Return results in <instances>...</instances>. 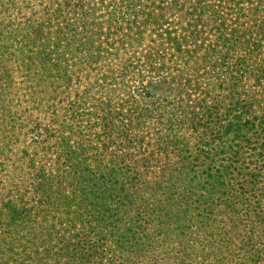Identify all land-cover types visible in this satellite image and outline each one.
<instances>
[{
  "label": "trees",
  "instance_id": "obj_1",
  "mask_svg": "<svg viewBox=\"0 0 264 264\" xmlns=\"http://www.w3.org/2000/svg\"><path fill=\"white\" fill-rule=\"evenodd\" d=\"M45 9L27 24L0 15V122L14 62L65 75L91 39L83 0ZM187 30L196 81L163 78L150 115L104 122V154L66 129L51 164L30 163L36 196L0 205V264H264V60L231 62Z\"/></svg>",
  "mask_w": 264,
  "mask_h": 264
},
{
  "label": "rangeland",
  "instance_id": "obj_2",
  "mask_svg": "<svg viewBox=\"0 0 264 264\" xmlns=\"http://www.w3.org/2000/svg\"><path fill=\"white\" fill-rule=\"evenodd\" d=\"M53 1L4 0L0 15H7V22L27 24L31 18H45L51 12L45 7ZM83 2L92 36L75 46L65 75H33L26 64L14 62L13 88L1 107L6 120L0 122V205L33 200L35 170L30 163H52L61 130L74 129V145L95 143L91 154H104V122L127 119L130 124L129 118L150 115L154 87L158 95L167 92L163 78L178 79L183 73L185 80L196 81L197 74L185 63L192 60L190 47H184L188 28H198L201 42H217L221 58L264 60V0ZM208 26L220 29L207 35L203 28ZM214 31L233 40L219 39Z\"/></svg>",
  "mask_w": 264,
  "mask_h": 264
}]
</instances>
